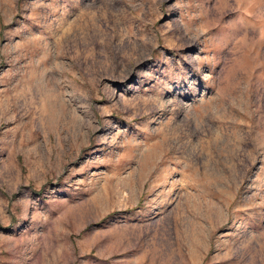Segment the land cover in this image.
<instances>
[{"label": "rangeland", "instance_id": "374dc122", "mask_svg": "<svg viewBox=\"0 0 264 264\" xmlns=\"http://www.w3.org/2000/svg\"><path fill=\"white\" fill-rule=\"evenodd\" d=\"M0 264H264V0H0Z\"/></svg>", "mask_w": 264, "mask_h": 264}, {"label": "bare ground", "instance_id": "6f19581e", "mask_svg": "<svg viewBox=\"0 0 264 264\" xmlns=\"http://www.w3.org/2000/svg\"><path fill=\"white\" fill-rule=\"evenodd\" d=\"M90 26H86L85 25V32H84V34H85V36H84V42H85V45H89L91 42H93V40H94V38L96 37H99V36H97V34L96 35H94L95 37H93V35H92V33H94V32H99L98 31V27H95V28H92V27H90V28H92V29H90L89 28ZM101 31V30H100ZM102 33V32H101ZM101 35V34H100ZM105 35H106V33H105ZM102 37V36H101ZM100 37V38H101ZM104 37V36H103ZM96 42H98L99 41V38L98 39H96L95 40ZM84 46V45H83Z\"/></svg>", "mask_w": 264, "mask_h": 264}]
</instances>
